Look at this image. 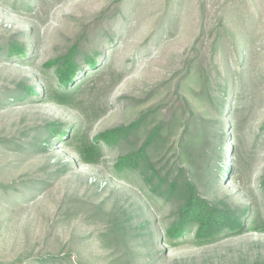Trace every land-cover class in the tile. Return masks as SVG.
<instances>
[{
	"label": "trees",
	"instance_id": "1",
	"mask_svg": "<svg viewBox=\"0 0 264 264\" xmlns=\"http://www.w3.org/2000/svg\"><path fill=\"white\" fill-rule=\"evenodd\" d=\"M10 1L13 10L32 5L31 0ZM125 2L115 0L102 10L64 51L39 68L35 81L23 79L7 90L11 92L8 98L16 102H67L73 90L106 69L107 60L110 67L115 66L114 50L126 20ZM232 22L224 15L218 18L210 31L213 40L208 47L201 40L206 36L203 30L171 78L142 96H123L121 100L128 101L131 110L128 120L94 137L76 126L48 122V118L22 131L0 134V147L24 157L33 152L48 154V145L52 147L54 139L64 137L66 149L79 158L76 163L97 165L106 157L113 158L115 177L128 186L125 193L113 189L98 198L65 195L55 215L57 221L75 219L79 224L98 225L96 241L107 254L105 264H142L143 246L138 239L149 243L164 240L173 247L189 243L203 246L264 230V219L252 201L239 205L228 194L220 195L222 165L226 154L237 157L241 117L250 102L246 94L247 45L251 39L246 32L235 30ZM26 34L20 31L0 36V60L27 64L33 53ZM3 92L0 89V105ZM262 131L264 126L253 132L255 141L260 140ZM41 143L44 146L35 147ZM66 171L57 169L45 177L64 175ZM52 184L50 179L38 180L30 175L22 182L0 184V195L30 196L39 186L49 191ZM19 185L29 186L27 194ZM257 187L264 206V170ZM68 246L36 257L29 253L18 261L83 264L75 261L74 251ZM254 264H264V256Z\"/></svg>",
	"mask_w": 264,
	"mask_h": 264
},
{
	"label": "rangeland",
	"instance_id": "2",
	"mask_svg": "<svg viewBox=\"0 0 264 264\" xmlns=\"http://www.w3.org/2000/svg\"><path fill=\"white\" fill-rule=\"evenodd\" d=\"M114 1L31 0L29 8L13 10L10 0H0V36L26 31L33 53L25 65L0 60V89L5 91L0 105V134L22 131L48 118V122L76 126L94 137L127 121L131 110L128 101L121 98L142 96L171 78L203 30V45H211L210 31L224 15L226 20L233 19L235 30L246 32L251 39L247 45L246 94L250 102L239 126L238 159L226 154L222 165L220 195L228 194L239 205L252 201L264 219V206L257 192L264 170V131L258 141L253 134L264 126V0H126V20L114 50L115 66L110 67L107 60L106 69L73 90L67 102H16L8 98L10 89L23 79L35 81L39 68L64 51L83 27ZM31 61L33 65H29ZM64 141V137L56 138L52 147L48 145V154L33 152L32 157L0 147V184L22 182L30 175L53 183L49 191L40 190L39 186L30 196L0 195V264H35L32 260L19 263L18 258L58 251L66 244L73 249L76 262L105 264L107 254L96 241L100 227L79 224L75 219L57 221L56 210L65 195L98 198L113 189L125 193L128 186L115 177L112 157L97 165L76 163L77 154L66 149ZM42 146L43 143L35 147ZM64 168V175L45 177L46 173ZM19 188L27 194L29 186ZM138 242L143 246L142 264H254L259 256H264V230L203 246L189 243L173 247L164 240Z\"/></svg>",
	"mask_w": 264,
	"mask_h": 264
}]
</instances>
